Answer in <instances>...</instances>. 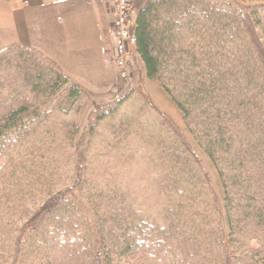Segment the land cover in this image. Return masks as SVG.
I'll use <instances>...</instances> for the list:
<instances>
[{
	"label": "trees",
	"instance_id": "trees-1",
	"mask_svg": "<svg viewBox=\"0 0 264 264\" xmlns=\"http://www.w3.org/2000/svg\"><path fill=\"white\" fill-rule=\"evenodd\" d=\"M239 1L132 0L134 52L217 172L226 241L203 164L163 113L149 193L88 176L89 123L72 140V176L58 178L56 138L39 131L85 93L11 44L0 50V264H264V0Z\"/></svg>",
	"mask_w": 264,
	"mask_h": 264
},
{
	"label": "rangeland",
	"instance_id": "rangeland-1",
	"mask_svg": "<svg viewBox=\"0 0 264 264\" xmlns=\"http://www.w3.org/2000/svg\"><path fill=\"white\" fill-rule=\"evenodd\" d=\"M227 1L238 10L247 6L239 0ZM134 20L135 11L132 8L128 29L132 30ZM10 40L12 39L4 36L0 30V49L11 45ZM132 58L134 59V55ZM115 70L117 72L116 67ZM82 90L85 93L84 96L70 110L66 105L60 107L61 110H67L66 113H62L55 105L52 114L48 117V122L39 131L42 138L46 132V136L49 134L50 137L56 138L53 145L56 150L57 177H61L63 181L72 176L73 163L76 161L71 145L72 140H75L78 136L76 133H81L89 123L88 129L92 128V132L86 137L83 146L84 167L88 176L93 175L95 181L116 180L118 183H126L137 193H149L151 181L155 177L151 164L155 160L152 151L156 141L155 137H162L166 133L158 115V113H163L177 126L203 164L218 210L222 237L226 241L228 230L223 211V192L217 172L185 127L181 113L167 94L158 83L147 79L143 65L140 64L135 69L134 76L126 82L115 78L112 85L101 88L89 85L87 89ZM122 98L124 100L121 105L116 108H114L115 105L111 107L113 112L109 117L102 120L88 119L92 110ZM38 108L40 111L43 109Z\"/></svg>",
	"mask_w": 264,
	"mask_h": 264
},
{
	"label": "crops",
	"instance_id": "crops-1",
	"mask_svg": "<svg viewBox=\"0 0 264 264\" xmlns=\"http://www.w3.org/2000/svg\"><path fill=\"white\" fill-rule=\"evenodd\" d=\"M113 19L106 0L0 1V30L12 39L10 44L40 52L82 89L101 88L119 79L111 36ZM134 28L135 20L129 31L134 33ZM140 64L132 52L131 77Z\"/></svg>",
	"mask_w": 264,
	"mask_h": 264
},
{
	"label": "built area",
	"instance_id": "built-area-1",
	"mask_svg": "<svg viewBox=\"0 0 264 264\" xmlns=\"http://www.w3.org/2000/svg\"><path fill=\"white\" fill-rule=\"evenodd\" d=\"M111 5L114 20L111 35L115 50V67L122 81L129 79V61L135 47V36L128 29L130 0H106Z\"/></svg>",
	"mask_w": 264,
	"mask_h": 264
}]
</instances>
